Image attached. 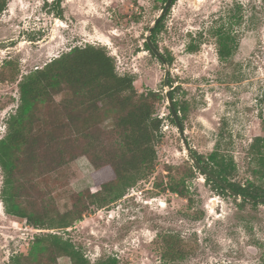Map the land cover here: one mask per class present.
<instances>
[{
  "label": "rangeland",
  "instance_id": "374dc122",
  "mask_svg": "<svg viewBox=\"0 0 264 264\" xmlns=\"http://www.w3.org/2000/svg\"><path fill=\"white\" fill-rule=\"evenodd\" d=\"M53 1L7 0L0 13V139L18 106L22 76L74 46L93 43L114 57L119 74L134 76L138 92L162 94L154 101V116L163 120L157 159L121 197L101 206L90 196L100 193L99 182L112 179L109 161L122 150L114 119L101 112L99 122L91 123L89 140L102 169L61 131L47 147L50 137L36 138L40 154L34 160L29 153L23 162L28 172L20 181L21 203L37 213L83 203L84 218L67 228H37L8 214L0 168V264L28 255L35 237L49 233L70 238L89 264L110 257L118 264H263L264 203L219 193L195 170L166 91L186 107L182 123L191 149L208 155L220 141L236 162L235 179L253 181L249 147L264 136V0H176L156 37L161 53L172 58L168 86L164 63L145 47L165 0H62L63 18L54 13ZM223 24L231 26L237 44L225 61L212 34ZM191 39L200 44L197 51L188 50ZM59 100L56 95L35 109V130L80 126ZM170 177L185 181L191 201L168 189ZM41 259L73 264L66 255L57 263ZM27 262L40 264L32 257Z\"/></svg>",
  "mask_w": 264,
  "mask_h": 264
},
{
  "label": "trees",
  "instance_id": "16d2710c",
  "mask_svg": "<svg viewBox=\"0 0 264 264\" xmlns=\"http://www.w3.org/2000/svg\"><path fill=\"white\" fill-rule=\"evenodd\" d=\"M175 2L176 0H173V4ZM61 4L62 0L53 1L54 13L59 18H63L64 15ZM6 5L7 0H0V13L6 9ZM170 9L150 32L157 47L156 37L163 30L164 20ZM212 34L215 36L220 59L227 60L233 55L237 45L231 26L223 24L214 29ZM199 46V43L195 44L191 39L188 50L197 51ZM145 47L154 54L147 41ZM165 58L169 64L172 62L170 56ZM18 87V106L8 118L6 133L0 139V168L3 171L1 198L8 214L24 218L37 228H67L72 226L74 221L84 218L83 203L64 212L55 213L49 210L37 213L23 205L20 201V181L28 172L23 170V162H27L26 156L29 153L34 160L38 159L37 153L40 149L35 147L36 138L50 137L47 145L46 143L43 145L47 147L55 134L61 131L60 136L63 139L71 140L73 137L72 141L80 148L81 154L89 155L97 168L102 169L103 165L95 158L94 145L89 140L91 123L99 122L95 118L101 112L105 117L114 119V132L119 138V146L122 150L109 161V167L114 174L112 179L99 182L102 189L100 193L90 196L91 201L102 206L121 197L125 189L137 181L138 176L146 174L155 165L156 142L161 136L163 120L154 116V101L162 98V94L154 90L138 92L134 76L128 73L119 74L114 57L104 46L93 43L74 46L43 67L23 75L18 81ZM56 95L60 96L59 102L68 114L81 119L80 126L72 129L69 124L65 131L61 130L63 126L60 125L35 130L33 126L35 109L41 104L52 103L56 100ZM171 95L174 98V91H171ZM174 102L183 121L182 113L186 111V107ZM76 108L80 111H75ZM172 121L175 123L173 117ZM191 150L204 167L222 181L219 183L196 169L194 165L195 170L219 193L230 194L227 190L229 187L236 193L242 194L244 201H248L246 197L254 199L264 197V136L255 137L249 147L254 180L249 181L247 185L235 179L236 162L233 156L224 151L220 141L208 155ZM42 152L44 149H41ZM36 169L31 168L29 173L33 174ZM167 186L170 191L187 197L189 201L192 200L187 195L189 190L185 189L187 187L184 180L176 181L170 177ZM252 202L257 204L256 201ZM64 255L69 256L73 264H89L88 259L72 240L58 233L37 235L29 254L15 256L11 264H29L27 260L30 257L41 264L43 256H47L48 261L57 263V258ZM98 264H118V261L115 257H110L107 262Z\"/></svg>",
  "mask_w": 264,
  "mask_h": 264
},
{
  "label": "water",
  "instance_id": "95a60500",
  "mask_svg": "<svg viewBox=\"0 0 264 264\" xmlns=\"http://www.w3.org/2000/svg\"><path fill=\"white\" fill-rule=\"evenodd\" d=\"M173 5V0H166L164 7L162 8L160 14L158 15V17L155 19L154 23L151 25L149 32H151L152 28L161 20V18L163 17V15L166 14V12L169 10V8H171ZM146 41L149 44L150 48L152 49V51L154 52V54L161 59V61L164 63L166 69H165V77H164V85L168 86V80H169V75H170V69H169V63L167 61V59L165 58V56L161 53V50L159 49V47H157L155 45V43L153 42L150 33L146 36ZM166 96H167V100H168V104L170 106L171 109V113H172V117L175 120V123L180 131V134L182 135V139L183 142L185 143L187 150H188V154L190 156V158L192 159L196 169L202 171L205 173V175L211 177L212 179L218 181L219 183H222V181L215 175L213 174L210 170L206 169L204 167V165L198 160V158L194 155V153L191 150V147L188 144V140L185 134V129L183 126V123L181 121L180 118V112L177 110L176 106H175V100L171 95V91L167 90L166 91ZM227 187V186H226ZM227 190L230 194L237 196V197H241L244 198V196L242 194H238L235 191H233L231 188L227 187ZM248 200H252V201H258V202H263L264 203V197H260L257 199L251 198V197H246Z\"/></svg>",
  "mask_w": 264,
  "mask_h": 264
}]
</instances>
